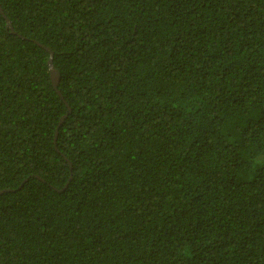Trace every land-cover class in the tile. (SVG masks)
<instances>
[{"label": "trees", "instance_id": "16d2710c", "mask_svg": "<svg viewBox=\"0 0 264 264\" xmlns=\"http://www.w3.org/2000/svg\"><path fill=\"white\" fill-rule=\"evenodd\" d=\"M0 7V264H264V0Z\"/></svg>", "mask_w": 264, "mask_h": 264}, {"label": "water", "instance_id": "95a60500", "mask_svg": "<svg viewBox=\"0 0 264 264\" xmlns=\"http://www.w3.org/2000/svg\"><path fill=\"white\" fill-rule=\"evenodd\" d=\"M0 12L3 13V10H2L1 7H0ZM6 20H7L8 26L11 28V30L13 32V28H12L9 20L7 18H6ZM51 56H52V53H51ZM49 66H50L51 79H52V82H53V86H54V88H56L57 83H58V80H59V73H58V71L52 65V57L49 60ZM64 119H65V117L61 121L63 122ZM0 194H1V192H0Z\"/></svg>", "mask_w": 264, "mask_h": 264}]
</instances>
